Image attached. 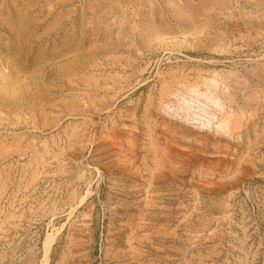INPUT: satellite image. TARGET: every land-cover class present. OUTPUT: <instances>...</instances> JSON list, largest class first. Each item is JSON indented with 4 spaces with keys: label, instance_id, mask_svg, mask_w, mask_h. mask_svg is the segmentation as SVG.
Here are the masks:
<instances>
[{
    "label": "rangeland",
    "instance_id": "rangeland-1",
    "mask_svg": "<svg viewBox=\"0 0 264 264\" xmlns=\"http://www.w3.org/2000/svg\"><path fill=\"white\" fill-rule=\"evenodd\" d=\"M0 110V264H264V0H0Z\"/></svg>",
    "mask_w": 264,
    "mask_h": 264
},
{
    "label": "bare ground",
    "instance_id": "bare-ground-1",
    "mask_svg": "<svg viewBox=\"0 0 264 264\" xmlns=\"http://www.w3.org/2000/svg\"><path fill=\"white\" fill-rule=\"evenodd\" d=\"M213 73L214 75H210V77L208 76V78H204L203 84L205 85L206 88L205 91L203 90V92H201L199 87H197V83L192 85L185 84L181 87L178 86L180 90L178 89V87H176L178 90L175 89L176 91H178V93L174 90L177 94L173 92L170 93L171 94L170 96L172 98L174 97L175 99L171 101L164 100L165 102L161 101L162 104L160 103L161 106L159 107L165 113L170 114V116L172 115L174 117H177V119L179 118V120H181L182 122H185L186 124L187 123L191 124V126L194 125L198 129H202V130L215 129L213 131L216 132L217 130H220L222 131V133H225L226 135L227 134L230 135L231 115L230 113L229 115L225 113L226 115L225 117L222 115L223 114L222 111L224 107L223 106L224 104L221 103L222 98H220L219 95H217L218 93L214 92L215 90L218 91L217 90V86L219 85L218 78H221L222 75L219 72H213ZM122 76L123 75H121V77Z\"/></svg>",
    "mask_w": 264,
    "mask_h": 264
}]
</instances>
